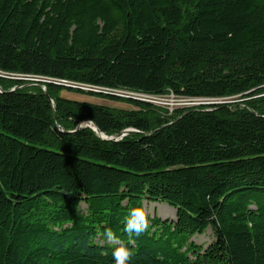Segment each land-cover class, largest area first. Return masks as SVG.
<instances>
[{"label":"trees","instance_id":"1","mask_svg":"<svg viewBox=\"0 0 264 264\" xmlns=\"http://www.w3.org/2000/svg\"><path fill=\"white\" fill-rule=\"evenodd\" d=\"M0 72V264H264V0H0Z\"/></svg>","mask_w":264,"mask_h":264},{"label":"rangeland","instance_id":"2","mask_svg":"<svg viewBox=\"0 0 264 264\" xmlns=\"http://www.w3.org/2000/svg\"><path fill=\"white\" fill-rule=\"evenodd\" d=\"M4 76L10 77V78L18 77L19 79L23 78V77H19L20 75H16L12 77V76H9L8 74H5ZM28 86H30L32 89L35 86H37V83H34L33 85L31 84ZM42 88L44 90L46 89L45 87H42ZM118 94L122 97H125L128 95L124 91H121ZM61 96L72 99V100L85 101V102H89L93 104H101V105H106V106H110L113 108H120V109L121 108L122 109H133L134 108L126 103L113 102L108 99H103L97 96L82 95V94L75 93V92H68L66 90H64L61 93ZM158 98L160 100L159 99H157L158 101L156 100L157 102L156 105L170 107L169 109H173V110L182 109V108H196V107L202 106V104H214V103H219V102H224V101L231 102V103H236L240 101L239 99H235V98L220 99L216 101L215 100H200V99H183V98H174L171 96L158 97ZM181 100H184V101H181ZM145 211L147 215L149 216L159 215L164 219L166 218L175 219L176 218V209L162 202H146ZM214 239L215 237H214L213 230L210 228L206 231L204 235H196V237H194L192 241L206 248Z\"/></svg>","mask_w":264,"mask_h":264},{"label":"clouds","instance_id":"3","mask_svg":"<svg viewBox=\"0 0 264 264\" xmlns=\"http://www.w3.org/2000/svg\"><path fill=\"white\" fill-rule=\"evenodd\" d=\"M148 227V215L142 206L132 209L124 223V231L129 236H139L143 234ZM105 234L110 242L117 245L112 253L115 264H130L133 256L132 251L122 241L117 239L111 229L106 230Z\"/></svg>","mask_w":264,"mask_h":264},{"label":"built area","instance_id":"4","mask_svg":"<svg viewBox=\"0 0 264 264\" xmlns=\"http://www.w3.org/2000/svg\"><path fill=\"white\" fill-rule=\"evenodd\" d=\"M0 76L3 77L4 76V73L3 72H0ZM71 86H74V85L71 84ZM78 87H80V86H78ZM90 90H92V91L94 90V91H97V92L103 91V93L117 95V96H120L118 93L121 92L119 90H114V91L108 90V91H106L104 89H91V88H90ZM124 92H126V91H124ZM126 93L128 95L125 96V97H130V98H134V99H137V100H147V101H150L152 104H157L156 100L159 99L158 96H149V95H144V94H139V93H133V92H126ZM170 96L171 97H174L173 95H170ZM159 97H161V96H159ZM174 98H176V97H174ZM181 101H184V100H181ZM163 107H165V106H163ZM167 108L169 109L170 107H167ZM170 110L173 111V109H170Z\"/></svg>","mask_w":264,"mask_h":264},{"label":"water","instance_id":"5","mask_svg":"<svg viewBox=\"0 0 264 264\" xmlns=\"http://www.w3.org/2000/svg\"><path fill=\"white\" fill-rule=\"evenodd\" d=\"M28 85H31V84H28ZM28 85H26V86H28ZM20 87H22V86H20ZM2 91V88H1V86H0V92ZM45 91V94L47 95V96H49V94H48V91L45 89L44 90ZM101 93H103V91H100ZM112 95V94H111ZM140 101H143V102H148V103H151L150 101H147V100H140ZM51 102L53 103V101L51 100ZM214 104H216V103H214ZM202 105H211V104H202ZM92 124V123H91ZM83 126H88V124H84ZM93 129H94V131L102 138V139H105V140H116V141H119V140H121L124 136H127V135H129L130 133H136L137 131L136 130H134V129H128V130H126V131H124L122 134H116V135H113V136H111V137H108L107 135H105L104 133H102L99 129H98V127L97 126H93L92 127Z\"/></svg>","mask_w":264,"mask_h":264},{"label":"bare ground","instance_id":"6","mask_svg":"<svg viewBox=\"0 0 264 264\" xmlns=\"http://www.w3.org/2000/svg\"><path fill=\"white\" fill-rule=\"evenodd\" d=\"M200 100H206V99H200Z\"/></svg>","mask_w":264,"mask_h":264}]
</instances>
